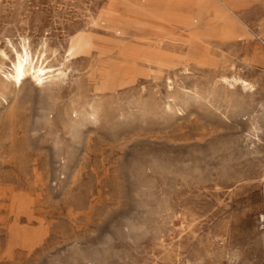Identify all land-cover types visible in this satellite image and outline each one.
Instances as JSON below:
<instances>
[{
	"label": "rangeland",
	"instance_id": "rangeland-1",
	"mask_svg": "<svg viewBox=\"0 0 264 264\" xmlns=\"http://www.w3.org/2000/svg\"><path fill=\"white\" fill-rule=\"evenodd\" d=\"M263 60L264 0H0V264H264Z\"/></svg>",
	"mask_w": 264,
	"mask_h": 264
},
{
	"label": "bare ground",
	"instance_id": "bare-ground-1",
	"mask_svg": "<svg viewBox=\"0 0 264 264\" xmlns=\"http://www.w3.org/2000/svg\"><path fill=\"white\" fill-rule=\"evenodd\" d=\"M26 53H27V51H26ZM253 54H254V52H253ZM261 57L263 58V56H261ZM46 69H48V68L41 67V66H36L33 63L32 57L29 54H25V56H18L17 57L14 65H13V75H12V77H13V79L16 80V82H21L22 79L26 78V76L31 75V77L34 78L37 81L38 84L39 83L42 84L46 80L49 81L50 85L51 84H55L56 79L59 78V75L58 74L57 75L53 74L52 71H47L46 72ZM97 116H98V110H92L91 117L92 118H96Z\"/></svg>",
	"mask_w": 264,
	"mask_h": 264
}]
</instances>
